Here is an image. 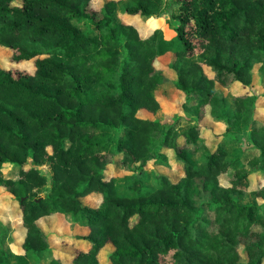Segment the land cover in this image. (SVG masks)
I'll use <instances>...</instances> for the list:
<instances>
[{
    "label": "trees",
    "instance_id": "obj_1",
    "mask_svg": "<svg viewBox=\"0 0 264 264\" xmlns=\"http://www.w3.org/2000/svg\"><path fill=\"white\" fill-rule=\"evenodd\" d=\"M93 1L0 0V46L19 66L0 65V187L24 232V253L0 246V264H64L39 222L57 213L89 228L74 264H264V183L251 182L264 180V91L251 89L259 76L264 90V0ZM172 4L171 39L122 18ZM167 56L186 113L171 125L139 115L162 109ZM207 117L225 126L213 151ZM171 158L178 176L157 168ZM111 164L129 174L108 178Z\"/></svg>",
    "mask_w": 264,
    "mask_h": 264
},
{
    "label": "rangeland",
    "instance_id": "obj_2",
    "mask_svg": "<svg viewBox=\"0 0 264 264\" xmlns=\"http://www.w3.org/2000/svg\"><path fill=\"white\" fill-rule=\"evenodd\" d=\"M103 0H94L93 5H96V2H102ZM95 3V4H94ZM122 7H124V4L120 6L121 9L117 11V19H121V14L123 11ZM173 4L163 12H161L157 16H152L148 19H141L139 16L135 15H123V19L126 22H131L134 23L135 25L138 26L140 29L141 33L143 35H150L152 34L156 29H162L164 36L167 39H171L176 35V31L172 25V20H173ZM80 25L83 26L85 29L87 28L86 25H84L83 22H80ZM11 57H12V51L10 49H7L3 46H0V65L6 68L9 67H19L11 62ZM172 58L170 56L167 57H162L160 58L159 65L162 66L163 70L165 71L168 79L165 81V83L157 90L156 95L162 102V109L158 114H153L150 113L146 110H141L139 112L140 116L143 117H151V118H159L162 122L171 125L175 122L176 118L180 115H186V113L182 109V103L184 98L182 97V94L177 91L174 88L173 85V79H174V73L169 67V61H171ZM27 68L32 69V64L26 66ZM208 72L212 75V72L210 69H207ZM240 92H245L244 89L238 87L236 88ZM252 91L259 93L258 89H262L261 83H260V78L259 76H255V83L251 87ZM226 91V90H225ZM263 105L259 108L257 114H259L260 118L264 120V99L262 98L258 105ZM204 126L202 133L206 135L207 137V145L211 151H213L216 146H218L219 141L221 140V137H218L219 135H222L224 132L225 126L223 124H216L212 118L207 117L203 121ZM239 141L242 146H246L248 143V138L246 137V134L240 133L238 135ZM172 162V167H164V166H157L159 171L168 173L172 176H178L179 174V168L180 166L174 162V159L171 158ZM29 166V165H28ZM41 171L46 173L48 177L50 178L52 175V170L48 165H41L39 166ZM19 171H20V166L15 165V164H8L6 163L4 165V173L5 176L8 178H19ZM107 177L111 176H124L127 173L125 170L121 169L118 165L116 164H111L105 171ZM229 178V175H224L222 176V180L226 182ZM251 182L253 186H255L257 183H264V180H261L257 175L253 174L251 176ZM121 188L123 184H120ZM50 189V184L45 186L42 189L41 194L46 195V193ZM99 194H91L90 196L85 197V201L92 205V206H97L99 204ZM62 216V215H61ZM50 221L47 219L44 223L47 224V222ZM65 223V222H63ZM17 225V232L14 234V239L13 242L11 232L13 225ZM71 225V224H70ZM16 227V226H15ZM55 230L52 232L51 230H45L49 235L50 238L52 239L53 243L59 245H63L62 241H67L68 244L72 243L71 249H76V243L74 236L75 232H69L68 229H66L65 225H60V227L54 228ZM55 237V238H54ZM23 241H24V232L23 228L21 227V211L19 205L14 201L13 196L6 191L5 188L0 187V246L2 247H7L10 251L17 253V254H22L24 253L23 250ZM75 246V247H74ZM58 249L60 248H55L57 252L56 255H58ZM114 250V247L109 244L107 245L103 251L100 254V259L104 263H109L110 262V254ZM65 252V251H64ZM74 251H68V254L66 255L67 258H65V262H70L72 256H73ZM64 259V258H63ZM66 263V264H67Z\"/></svg>",
    "mask_w": 264,
    "mask_h": 264
},
{
    "label": "crops",
    "instance_id": "obj_3",
    "mask_svg": "<svg viewBox=\"0 0 264 264\" xmlns=\"http://www.w3.org/2000/svg\"><path fill=\"white\" fill-rule=\"evenodd\" d=\"M264 90L263 89H258V92L259 93H261V92H263ZM263 99H264V97H263ZM259 106V108L261 107V106H263V105H258ZM259 108H258V110H259ZM258 110H257V112H258ZM259 113V112H258ZM256 116H257V118H259L260 120H262V121H264L263 119H261L259 116V114H257L256 113ZM216 124H222V123H220V122H216ZM62 214H59V213H57V214H53V215H50V216H45V217H43L39 222H40V224H41V226L45 229V230H51L52 232L55 230L54 228H59L60 227V225H65V227H66V229H68L69 230V232H75V234H74V236L76 237V235H84V234H86V233H88L89 232V228H87L86 226H80V225H76L75 227H72L71 225H70V223L66 220V218L64 217V215H62ZM47 219H49L50 221H48L47 222V224L46 223H44ZM63 222H65V223H63ZM55 238V237H54ZM75 239V243H76V249H71V247H72V243L71 244H68V242L67 241H62V244L63 245H60V247H59V245H57V244H55V243H53V241H52V239L50 238V242H51V244H52V246L54 247V248H60V249H58V255L63 259V261H64V264H66L67 262H65V258H67L66 257V255L68 254V251H74V253H73V256H72V258H71V260H70V262H68L67 264H74L73 263V258H74V256L76 255V253H77V251L79 250V249H84V248H86L87 247V243L85 242V241H83L82 239H78L77 237L76 238H74ZM75 247V246H74ZM65 251V252H64ZM55 252H57L56 250H55Z\"/></svg>",
    "mask_w": 264,
    "mask_h": 264
}]
</instances>
